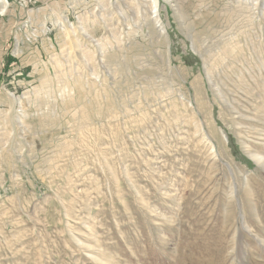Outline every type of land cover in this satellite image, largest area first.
Masks as SVG:
<instances>
[{"label":"rangeland","instance_id":"rangeland-1","mask_svg":"<svg viewBox=\"0 0 264 264\" xmlns=\"http://www.w3.org/2000/svg\"><path fill=\"white\" fill-rule=\"evenodd\" d=\"M8 2L53 47L15 87L0 59V264H264V0H158L164 34L147 0Z\"/></svg>","mask_w":264,"mask_h":264},{"label":"crops","instance_id":"crops-1","mask_svg":"<svg viewBox=\"0 0 264 264\" xmlns=\"http://www.w3.org/2000/svg\"><path fill=\"white\" fill-rule=\"evenodd\" d=\"M33 3L40 4V6L36 9H30L29 6H32ZM56 3V0H11V7H16V10L32 12L33 16L30 18L37 19L39 14L56 5ZM18 5H20V8ZM9 7L10 4L8 2L7 10H9ZM1 15L3 14L0 13V59H4L5 68L3 71L6 70V73L3 74L9 78L8 84L11 83L15 87L23 84V82L17 80V77L21 78L23 75L24 77H30V73H34V75L37 73L40 68L39 58H41L42 49L46 48L49 50L53 46L43 38L36 45L25 43L21 38L22 34L20 35L14 30L15 21H10L11 19L8 20L4 18L5 16L2 17ZM27 17L29 18V16ZM8 40H12V44L15 45L14 47L17 46L19 48L17 50L18 56H12L11 52L6 54L3 51Z\"/></svg>","mask_w":264,"mask_h":264},{"label":"bare ground","instance_id":"bare-ground-1","mask_svg":"<svg viewBox=\"0 0 264 264\" xmlns=\"http://www.w3.org/2000/svg\"><path fill=\"white\" fill-rule=\"evenodd\" d=\"M168 2V0H165ZM252 1H255V0H252ZM122 2V1H121ZM132 4V3H131ZM118 5V4H117ZM7 7H8V4H7V1L6 0H0V8L2 11H6L7 10ZM159 2L158 0H147L146 2V5L145 7V20L149 21V22H152L153 24H156L157 27H158V31L161 33V34H164V26L161 25L160 23V17H159ZM250 7V6H248ZM247 7V8H248ZM140 9V8H139ZM138 9V10H139ZM252 9V8H251ZM122 10V9H121ZM119 11V9H118ZM140 11V10H139ZM249 11V10H248ZM121 12V11H120ZM138 12V11H137ZM64 23L65 21L62 20V22H60V26L62 29L65 30V32L67 33V36H68V40L70 41V45L69 46H73L74 48L76 47L77 48H80L81 47V40L83 38H81V40L77 39L76 36H75V33L72 32L73 31V27L71 25H68V26H64ZM78 31L81 32V35L80 37H87L89 39H91V37H89L88 35V32H87V29L84 28V25L80 24L79 28H78ZM101 50V49H100ZM85 54V51H83L82 55ZM234 57V56H233ZM235 57H238V56H235ZM224 59V55H221V56H214V57H210L209 60H206V64L208 66V74L212 73L213 70L216 68L215 66H217V61L221 62L222 60ZM226 59V58H225ZM236 60V58H234ZM206 66V67H207ZM223 69V68H222ZM230 69V71H228L229 73H232L234 70ZM264 71V70H263ZM210 72V73H209ZM247 74L249 75L250 79L252 81L255 80V77H253V75H251V72L250 71H246ZM242 76V75H241ZM241 77H238V79H240ZM244 78V77H243ZM253 83V82H252ZM198 85V82L193 80V82L190 83V86L191 88L194 90L195 93H197V95L195 96L196 97V100L198 102V107H201L202 106V99L200 97V94H199V87L197 86ZM225 86V85H224ZM16 102L20 105L19 108H21V99H17ZM201 102V104H200ZM17 121H18V124L19 125H22V118L19 116L17 117ZM209 137H216L217 135V132L212 128L210 131H209ZM254 159V161L256 162V164L258 165L259 169H261L262 171H264V155H262L261 153H259L258 151H255L254 153H252L251 155ZM228 166V165H226ZM229 167V166H228ZM235 188V187H234ZM233 188V189H234ZM243 194L245 195L246 197V206L248 207V204L250 203V201L248 200L249 198V194H250V187L247 186V183L245 184V186H243ZM234 193H236V190H234ZM236 199V198H235ZM252 202V201H251ZM256 210V209H255ZM244 218V217H243ZM242 218V219H243ZM240 219V218H239ZM239 221V220H238ZM243 222V221H242ZM247 226L244 225V223H242L241 227L242 230L245 229ZM247 230V229H245ZM249 231V230H248ZM257 236V235H256ZM255 236V237H256ZM260 243L262 245H264V240L260 239ZM264 249V247H263Z\"/></svg>","mask_w":264,"mask_h":264}]
</instances>
